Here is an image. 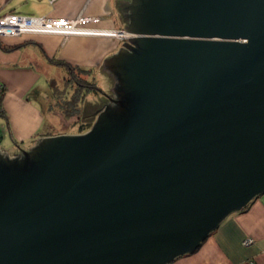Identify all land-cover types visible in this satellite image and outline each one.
<instances>
[{"label":"water","instance_id":"95a60500","mask_svg":"<svg viewBox=\"0 0 264 264\" xmlns=\"http://www.w3.org/2000/svg\"><path fill=\"white\" fill-rule=\"evenodd\" d=\"M118 99L0 153V264H169L264 194V0H119Z\"/></svg>","mask_w":264,"mask_h":264},{"label":"crops","instance_id":"0c3cea01","mask_svg":"<svg viewBox=\"0 0 264 264\" xmlns=\"http://www.w3.org/2000/svg\"><path fill=\"white\" fill-rule=\"evenodd\" d=\"M110 1L88 0L85 5L87 0H58L51 5L46 0H0V15L18 13L74 19L83 10L85 16L100 17L98 24H92L94 28L109 29L114 26L113 19L106 13L110 10ZM63 41L61 34L4 41L20 47L8 52L0 49V81L9 87L2 105L9 121L0 116V144L4 143L0 150L12 146L13 139L19 144L30 140L32 147L35 139L50 135L36 97L55 71L48 64L54 57L84 67L101 65L109 56V42L105 36H70ZM40 49L51 58H43ZM36 65L41 71L30 68ZM31 147L21 151H29ZM246 239L253 241L244 245ZM169 264H264V194L254 199L245 211L229 214L193 253L180 256Z\"/></svg>","mask_w":264,"mask_h":264},{"label":"rangeland","instance_id":"374dc122","mask_svg":"<svg viewBox=\"0 0 264 264\" xmlns=\"http://www.w3.org/2000/svg\"><path fill=\"white\" fill-rule=\"evenodd\" d=\"M51 5L55 4L58 0H46ZM121 1V0H120ZM125 1V0H124ZM88 3H85V5ZM110 10L107 13V15L113 19L114 26L109 29H103V28H94L92 24H98L99 23V16L94 17L97 18V20H93V18H89V21L81 25L82 29L87 31H76L71 32L70 35H61L64 39L63 43L67 41V39L70 36H105L109 42V56L108 58H111L114 54L118 52L120 48H125L124 45L129 42L128 38H133L132 34L126 33H120L124 30V22L122 20V14L121 9L119 8V0H111L109 2ZM83 9V8H82ZM80 15H84V11L80 10ZM78 16V15H77ZM33 17H44V15H33ZM49 18L48 16H45ZM91 17V16H90ZM51 18H61V17H51ZM67 19V18H66ZM94 21V22H92ZM35 24L34 26H36ZM80 27V25H77ZM9 28H4V33L0 35V42L2 44H5L4 41H17L22 38H27L30 36H36V35H45V34H37L31 31H34L33 28L29 29L27 31H19L14 34H6V32L11 31ZM77 32H84V33H77ZM7 42V46H12L10 43ZM32 42L29 43V45ZM62 43V46L64 45ZM28 46V45H27ZM20 47V45H19ZM18 47V48H19ZM1 49V48H0ZM4 51V50H3ZM8 52V51H6ZM41 55L43 58L49 59L51 57L47 56V52L43 49H40ZM55 58V57H54ZM52 59L51 63L49 62L54 68L55 71H52V73L48 77V83L46 85H43V91L39 93L36 97V100L41 107V114L45 117V128L49 129V136L46 137H52V136H76V135H82L89 131L92 124L88 122L89 116H94V114L99 111L105 110V105H108L109 103L114 104L113 100L118 99V95L115 91V86L117 84V80L115 76L113 75V72L111 69H106L103 65V62H101V65L97 64H90L89 66H76L73 64L72 67H81L84 69H88L87 72H84L79 69H74L72 72L69 70V67L66 66L68 62L65 60L60 59L58 57L57 59ZM54 60H60L64 64H57ZM66 62V63H65ZM69 64V63H68ZM38 66H40L38 64ZM30 68H34V70L41 69L39 67L33 66ZM44 71V70H43ZM42 71V72H43ZM46 73V72H45ZM97 86L100 88V92H89L88 89ZM9 87L0 81V107L2 109L3 101L6 98V93L8 92ZM31 98L33 99L34 96L32 95ZM5 115V116H4ZM3 117L6 118V120L9 121V116L7 112H4ZM21 118H23V113H21ZM95 118V116H94ZM44 138V137H43ZM42 138V139H43ZM41 139V138H40ZM34 145H32V141H22L23 144H19L17 140L13 139L12 146H4L6 150L2 149L0 150L1 154H6L9 158H15L18 154L20 155L22 153V149L28 150L29 147L33 148L38 142V139L34 140ZM18 143V145H17ZM4 143L0 144L1 147H3ZM243 244L248 245L247 241L244 240ZM253 241V240H252ZM252 243V242H251Z\"/></svg>","mask_w":264,"mask_h":264},{"label":"built area","instance_id":"2783aa9c","mask_svg":"<svg viewBox=\"0 0 264 264\" xmlns=\"http://www.w3.org/2000/svg\"><path fill=\"white\" fill-rule=\"evenodd\" d=\"M54 1V0H52ZM56 1V0H55ZM89 18H93V20H97V18L85 16V15H78L74 19H66V18H47V17H31L25 15H11L7 14L0 17V35L3 34L4 28L11 27V31L8 30L6 34H14L19 31H27L32 29L34 33L39 34H61V35H70L71 32L76 31H87L82 29L81 25L86 24L89 21ZM94 22V21H92ZM37 24L36 26H34ZM77 25H80L78 27ZM59 27H63V30H58ZM77 33H84V32H77ZM247 244L252 242V239H246ZM245 242V241H244ZM245 245V243H244Z\"/></svg>","mask_w":264,"mask_h":264},{"label":"trees","instance_id":"16d2710c","mask_svg":"<svg viewBox=\"0 0 264 264\" xmlns=\"http://www.w3.org/2000/svg\"><path fill=\"white\" fill-rule=\"evenodd\" d=\"M7 14H11V15H25V14H18V13H4V14H2V15H0V17L1 16H4V15H7ZM25 16H31V17H33L32 15H25ZM18 45H12V46H7V44H2L1 42H0V48L2 49V50H4V51H12V50H15V49H18ZM55 61V63H57V64H64L62 61H58V60H54ZM66 63V62H65ZM65 65V64H64ZM66 66H68L69 67V70L72 72V70H74V69H79V70H82V71H84V72H87L88 71V69H84V68H81V67H76V68H74V67H72V65H70V64H66ZM48 83V82H47ZM117 86V85H116ZM116 86H115V88H116ZM88 91L89 92H100L101 90H100V88H98L97 86H93V87H91V88H89L88 89ZM4 115V110H2L1 109V107H0V116H3ZM5 116V115H4ZM93 120H94V116H89V118H88V124H89V122L92 124V122H93ZM251 203V202H250ZM250 203L247 205V206H245L243 209H242V211H245L246 209H248V207H249V205H250Z\"/></svg>","mask_w":264,"mask_h":264},{"label":"bare ground","instance_id":"6f19581e","mask_svg":"<svg viewBox=\"0 0 264 264\" xmlns=\"http://www.w3.org/2000/svg\"><path fill=\"white\" fill-rule=\"evenodd\" d=\"M64 28L63 27H59L58 30H63ZM65 30V29H64Z\"/></svg>","mask_w":264,"mask_h":264}]
</instances>
